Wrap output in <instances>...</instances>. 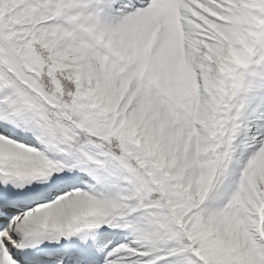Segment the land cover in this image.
I'll return each mask as SVG.
<instances>
[{"label":"snow or ice","instance_id":"obj_1","mask_svg":"<svg viewBox=\"0 0 264 264\" xmlns=\"http://www.w3.org/2000/svg\"><path fill=\"white\" fill-rule=\"evenodd\" d=\"M0 264H264V0H0Z\"/></svg>","mask_w":264,"mask_h":264}]
</instances>
